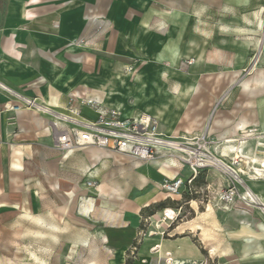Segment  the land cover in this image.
Returning a JSON list of instances; mask_svg holds the SVG:
<instances>
[{"label":"crops","instance_id":"1","mask_svg":"<svg viewBox=\"0 0 264 264\" xmlns=\"http://www.w3.org/2000/svg\"><path fill=\"white\" fill-rule=\"evenodd\" d=\"M218 1L0 0V81L58 111L66 109L74 94L128 116L152 114L159 120L160 131L171 137L207 131L220 157L227 140L247 139L240 148L248 155L244 152L248 140L264 134V38L260 24L254 28L262 20L242 9L244 5ZM228 18L229 26H219ZM190 58L195 62L183 71L181 62ZM10 99L0 89V212L9 205L7 184L12 183L25 197V178L31 174V165L41 176L53 161L48 177L51 191H57L61 181L64 191L70 193L74 184L58 178V169L70 171L79 156L88 160L89 169L100 163L106 168L107 162L119 171L130 166L134 178L126 175L125 169L120 173L129 190L135 187L141 191L131 199L123 187L102 182L95 189L106 197L99 201V210L87 205L92 200L89 195L97 194L89 187L79 189L84 198L79 207L83 217L116 227L121 213L128 210L135 228L142 208L165 198L182 199L192 176L189 167L158 169L161 161L141 163L97 147L62 154L54 147L52 116L33 109H9L5 104ZM82 116L95 119L97 114L84 106ZM249 129L257 132L252 138L246 132ZM59 155L62 161L53 159ZM232 157L228 153L222 158L229 162ZM248 165L244 159L238 165L244 178ZM144 167L154 168L164 180L182 176L186 183L181 193L169 197L160 190L163 182L159 188L158 181L138 171ZM16 207V214H35L20 204ZM192 207L195 216L161 224L168 237L147 239L146 252L153 255L152 264H159V259L161 264H211L213 255L219 257L223 251L229 264H264L261 208L223 212L208 205L200 211L196 202ZM168 209L172 208L164 209L167 220ZM58 212L69 213L68 205L62 204ZM195 237L203 249L193 241ZM109 242L104 235L101 244ZM94 259L99 264L105 261L93 256L91 262Z\"/></svg>","mask_w":264,"mask_h":264},{"label":"rangeland","instance_id":"2","mask_svg":"<svg viewBox=\"0 0 264 264\" xmlns=\"http://www.w3.org/2000/svg\"><path fill=\"white\" fill-rule=\"evenodd\" d=\"M223 1L229 4L234 2L231 5L236 7L244 5L242 9L244 8L249 14H258L259 20H257L259 22L262 20V24L257 22L254 24V28L258 29V24H260V36L264 38V0H219L218 2ZM213 9L215 10L216 8ZM217 9L220 10V8ZM217 13L221 14L219 11ZM222 25L229 26V18L226 23H219V26ZM193 63L181 69L188 71ZM85 114L91 115L88 111H85ZM252 137L254 136H249V138ZM258 137L255 140H248L244 152L250 156L264 159V146L258 145L260 142L264 143V134ZM246 141L247 139L245 141L242 138L236 139V142L242 143V145ZM233 144L235 142L226 143L227 147ZM231 155L234 156V154H230L229 157ZM61 158L62 156L60 155L53 157L58 162H60ZM229 164H233L230 158ZM165 166L167 165L163 167ZM50 167L54 168L53 161L43 168L41 176L37 173V167L32 165L29 167L30 171H32L25 178V197H23L21 192L14 190L12 183L7 184L10 194L6 200L9 205L4 212H0V264H98V259H94L91 262L93 256H99L104 259L105 261L101 264H152L153 255H147L146 241L153 236L168 237V233L164 229L166 227H161V224L165 222L173 224L177 220H186L193 215L195 216L196 211L192 207L194 202L198 204L200 211H205L210 205L215 210L224 212L225 209L220 203L219 194L223 188L228 184L230 185L226 178L227 176H222L218 170L199 171L197 178L192 183H187L183 188L182 199L179 200L180 204L169 207L175 211L174 218L165 219L164 209L158 208L160 203H168L173 200L165 198L152 204L151 207L142 208L135 228L132 226L133 223L128 210L123 211L120 208L119 210L123 211L119 220L121 223L117 224L116 227H111L112 223L95 222L93 219L83 217L80 214L79 207L83 203L84 198L78 192L79 189L87 188L89 181L93 183V186H90L89 189L97 195H89L88 198H92V200L88 204L86 203L92 209L102 207L98 203H100L101 199L106 198L95 190L96 186L102 182L123 187L127 196L132 199L139 195L141 191L135 187L129 190L123 174L120 173V171L125 169L126 175L134 178L135 175L129 169L130 166L126 165L124 169L119 171L120 168L107 162L106 168H102L103 164L100 163L96 167L89 169L88 160L83 156H79L76 159L75 166L70 171L63 172L58 169V178L69 180L74 184V190L70 191V193L64 191L61 181L58 183V190L51 191L49 187L51 182L48 178ZM98 167H100L98 173L93 174L92 171ZM233 167L240 166L234 165ZM251 167L250 165L246 167V177L243 178L257 193L264 194V179L259 178L262 180H256L254 178L256 174ZM81 169L84 171H81ZM138 171L145 174L152 181L153 179L158 181L159 184L164 182V179L152 167H144ZM253 189H251L252 192L256 193ZM252 192L250 191V193ZM262 197L260 196V200L254 203L259 208H263ZM244 202L240 200L238 202L239 207L241 206L240 203ZM19 204L25 209L35 211V214H16L15 211L18 210L16 206ZM62 204L68 205L69 213L59 214L58 210ZM252 209L254 210V206ZM152 211H155V213L151 214ZM222 219L224 221V216ZM104 235L110 239L108 244H101L104 240ZM193 241L202 249L204 248L199 237L193 238ZM218 255L219 257L213 255L214 261L211 264H229V256L227 257L224 251ZM35 256L39 259H36ZM158 261L161 264V260L159 259ZM190 264L197 263L192 262Z\"/></svg>","mask_w":264,"mask_h":264},{"label":"built area","instance_id":"3","mask_svg":"<svg viewBox=\"0 0 264 264\" xmlns=\"http://www.w3.org/2000/svg\"><path fill=\"white\" fill-rule=\"evenodd\" d=\"M192 62H195L194 58L183 60L181 68ZM0 89L11 97L5 107L15 111L33 109L52 116L55 131L54 147L62 154H69L76 149L97 147L141 163L166 162L175 158L179 162V168L189 167L192 171V176L187 181L189 184L194 181L200 170L213 168L227 176L230 182V185L223 188L219 194L220 203L225 210L233 208H240L245 212L249 210L238 206L240 200L259 207L252 202L253 197L248 192L251 187L243 178V172L239 171L241 168L233 167L238 166L243 160L234 159L233 156L231 165L220 157L214 149L215 140L210 138L207 131L171 137L160 131L158 118L147 112L128 116L116 108L74 94L70 96L66 109L58 111L22 94L2 81ZM84 106L92 108L97 117L88 119L82 116ZM185 183V179L177 175L172 179L166 178L161 187L164 192L172 195L181 193ZM87 186H93V183L89 181ZM253 195L260 200L258 194ZM261 209L264 212V203Z\"/></svg>","mask_w":264,"mask_h":264},{"label":"bare ground","instance_id":"4","mask_svg":"<svg viewBox=\"0 0 264 264\" xmlns=\"http://www.w3.org/2000/svg\"><path fill=\"white\" fill-rule=\"evenodd\" d=\"M246 132H248L247 134H248V136H252L253 134H257V132L256 131H254V130H246ZM233 142H236V139H234V138H230L229 140H227L226 141V143L227 144H229V143H233ZM242 142V141H241ZM243 143V142H242ZM242 143L241 144H239V145H235V144H233V145H231V146H228V147H226V149H225V153H224V156H228V153H229V155L230 154H234V159H237V160H246V163L247 164H249L250 166H252L251 168L254 170V172H255V179H259V178H263L264 179V159L263 158H259V157H257V156H250V155H244L243 154V151H242V149L240 148V147H244L243 145H242ZM259 145H261V146H264V143H262V142H260L259 143ZM170 162H172V163H170ZM164 165H167V166H169V167H172V168H177L178 166H179V162H178V160H176L175 158H173L172 159V161L170 160V161H166V162H161V163H159V165H158V169L159 168H162ZM182 169V168H181ZM241 172H243L244 173V170H240ZM168 178V177H167ZM168 179H170V178H168ZM160 185V184H159ZM102 190V189H101ZM160 190H162L161 188H160ZM163 191V190H162ZM250 191L252 192V190L251 189H248V192L250 193ZM107 192V191H106ZM166 193V192H165ZM253 193V192H252ZM252 193H250L251 195H252V197H253V199H252V202H255V203H257V201H258V199H256V198H254V195L252 194ZM180 193H178V194H172V195H169V196H175V195H179ZM262 199H264V197H262ZM260 202H262V201H260ZM241 204V206H242V208H244V207H246V208H249V209H251V210H253L252 208H253V206L252 205H250V204H248V203H246V202H244V203H240ZM258 204H260L261 205V203H259L258 202ZM263 205V204H262ZM263 207V206H262ZM209 210H212V208L211 207H209ZM249 215V214H248ZM166 216H167V218H169V219H172V218H174V216H175V211L173 210V209H168L167 211H166ZM246 220V219H245ZM244 220V221H245ZM243 221V222H244ZM239 222L240 223H242V220H241V218H239ZM250 226V225H249ZM15 246V245H14ZM96 263H97V261H96ZM99 264V263H98Z\"/></svg>","mask_w":264,"mask_h":264},{"label":"trees","instance_id":"5","mask_svg":"<svg viewBox=\"0 0 264 264\" xmlns=\"http://www.w3.org/2000/svg\"><path fill=\"white\" fill-rule=\"evenodd\" d=\"M197 178V177H196ZM195 178V179H196ZM194 179V180H195ZM180 203H179V201H176V200H170L168 203L167 202H163V203H160L159 205H158V208L159 209H166V208H169V207H171V206H174V205H179ZM151 207V206H150ZM155 213V211H152L151 212V214H154Z\"/></svg>","mask_w":264,"mask_h":264},{"label":"water","instance_id":"6","mask_svg":"<svg viewBox=\"0 0 264 264\" xmlns=\"http://www.w3.org/2000/svg\"><path fill=\"white\" fill-rule=\"evenodd\" d=\"M243 81H241L240 83H242Z\"/></svg>","mask_w":264,"mask_h":264}]
</instances>
